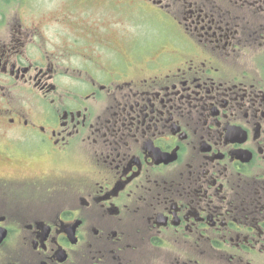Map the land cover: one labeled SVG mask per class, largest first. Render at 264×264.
Segmentation results:
<instances>
[{
	"label": "flooded vegetation",
	"instance_id": "af4514ba",
	"mask_svg": "<svg viewBox=\"0 0 264 264\" xmlns=\"http://www.w3.org/2000/svg\"><path fill=\"white\" fill-rule=\"evenodd\" d=\"M0 1V264H264V0Z\"/></svg>",
	"mask_w": 264,
	"mask_h": 264
},
{
	"label": "rangeland",
	"instance_id": "374dc122",
	"mask_svg": "<svg viewBox=\"0 0 264 264\" xmlns=\"http://www.w3.org/2000/svg\"><path fill=\"white\" fill-rule=\"evenodd\" d=\"M3 10H4V5L0 1V11H3ZM11 10H14V7H13V4L9 3L8 6H7V11H11ZM152 28H154V27L152 26Z\"/></svg>",
	"mask_w": 264,
	"mask_h": 264
},
{
	"label": "water",
	"instance_id": "95a60500",
	"mask_svg": "<svg viewBox=\"0 0 264 264\" xmlns=\"http://www.w3.org/2000/svg\"><path fill=\"white\" fill-rule=\"evenodd\" d=\"M0 240H1V237H0Z\"/></svg>",
	"mask_w": 264,
	"mask_h": 264
}]
</instances>
